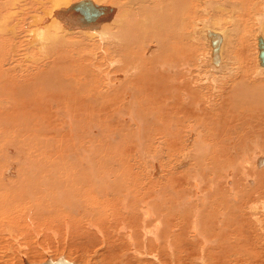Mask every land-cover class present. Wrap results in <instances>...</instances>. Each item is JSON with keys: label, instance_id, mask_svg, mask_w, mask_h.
<instances>
[{"label": "bare ground", "instance_id": "bare-ground-1", "mask_svg": "<svg viewBox=\"0 0 264 264\" xmlns=\"http://www.w3.org/2000/svg\"><path fill=\"white\" fill-rule=\"evenodd\" d=\"M68 1L0 0V216L4 217L10 211L15 213L17 208H25L27 215L29 208L33 207L36 214L51 212L62 220L66 218L71 226H68L71 228L68 230L69 240H86L97 252L107 256L110 264H130L132 260H129L133 257L138 261L142 259L140 251L138 254L128 245V242L135 245L141 233L144 236L152 234L151 239H146V245L148 252L157 254L153 259L158 264H254L249 260L247 250L253 246L264 247V227L259 226L261 221L252 213L247 220L251 222L250 219H255L258 225L245 232L246 225L242 223L244 217L241 215L244 209L241 208L243 204L249 207L250 201H253L251 197L264 198V168L258 167L260 169L256 173L253 171L257 166L264 167V154L261 152L264 151V94L261 96V91L264 93V78L257 79L260 75L264 76V66L260 65L258 58L259 40L264 44V13H256L255 18L263 26L253 36L257 68L252 75L257 82L234 81L233 77L231 83L222 81V86H218V79L212 72H220L222 80H225V74L227 78L233 74L229 68L223 69L225 65L222 64L227 33L206 26L207 23H199L205 25L197 33L208 50L204 54H197L194 31L190 26V20L195 16L191 14V7L197 0H151L147 3L123 0L121 5L129 4L131 7L132 4L141 3L134 8L135 12L131 11L130 6L123 8L121 5L101 3L114 0H80L71 4ZM82 1L90 2L94 9L101 11L102 20L89 28L70 27L66 20L80 22L73 8ZM238 1L240 6L253 2ZM260 1L264 3V0ZM201 4L207 7L210 1H202ZM243 12L246 11L243 9ZM70 23L73 24L72 21ZM71 33L79 38L88 36V40H70L69 36H73ZM211 35L220 39L216 54L212 50ZM85 40L89 42L88 45L90 42L95 44L91 45L93 49L100 48L102 51L103 56L95 55L93 64V68L101 73L98 77L90 72V68L88 71L83 67L81 54L86 48L82 47L86 44ZM93 49L91 52L95 51ZM91 52L89 56L93 55ZM205 56V60L201 59ZM198 59L201 60L197 65ZM203 63H207L211 73L207 72L206 67V71L202 69ZM87 64L92 65L90 60ZM195 68L212 83L217 82V88L210 92L208 87L197 84ZM243 92L247 93L244 98H250L242 99ZM97 93L101 96H96ZM213 98H218L219 103L212 105V108ZM206 105L211 107L206 109ZM62 112H99L107 117H118L126 121V127L135 126V132L129 138H133L140 147L144 145V138H149L146 135L154 130L164 137L168 135V139L178 137L170 144L164 142L166 149L186 150L189 154L190 148H197L198 155L192 154L191 157L189 154L190 165L187 154L171 164V158L167 156L165 167H170L167 169L174 172L177 169L182 171L174 174L167 170L171 174L167 178L161 177L162 168L156 160L147 167L148 177L147 173L146 176L133 173L135 168H120L116 164L117 168L113 166L115 162L109 165L116 155L119 157L120 151L113 155L109 163L100 160L105 163L101 162L97 169V163L89 164L95 159L92 156L95 150L88 154L92 153L91 161L85 157L89 162L82 163V166L74 161V164L69 163L70 160L65 163L66 151L51 159V143L54 141L50 136L51 113ZM133 117L139 122L134 121ZM74 124L72 126L75 128H72L76 129ZM144 125L148 129L151 127L149 134H145L148 130L143 128ZM124 132L127 133L126 130ZM78 139L74 138L76 143ZM61 143L64 142L61 140L58 143L62 147ZM63 146L65 148V144ZM245 147L260 152L246 161L247 153L240 155ZM73 149L75 154V147ZM111 150L114 152L113 148ZM57 151L52 152L53 155ZM100 151L99 155H102L106 149ZM81 152L80 155H83L84 151ZM185 172L188 176L180 177ZM241 172L247 184H252L254 178L258 182L252 188L245 186L246 194L239 193V201L235 195H231L230 210L223 211L225 199L229 198L225 195V188L232 184L234 191H240L238 176ZM250 173H253V178L248 177ZM191 186L196 189L199 201L196 203L199 206L195 203L188 205V209L197 211L193 218L182 209L189 199L180 194L183 188L189 190ZM104 188L109 190L112 198H107ZM95 195L101 197L96 204ZM181 198L185 200L182 203L179 201ZM253 205H250L252 211L256 209ZM75 213L79 215L75 216ZM19 217L15 220H19ZM3 225L9 230L10 226L1 223ZM87 225H91L94 231H86ZM201 242L206 247L200 255L197 248ZM243 244L246 245L244 250ZM133 252L136 255L133 256Z\"/></svg>", "mask_w": 264, "mask_h": 264}, {"label": "rangeland", "instance_id": "rangeland-1", "mask_svg": "<svg viewBox=\"0 0 264 264\" xmlns=\"http://www.w3.org/2000/svg\"><path fill=\"white\" fill-rule=\"evenodd\" d=\"M77 1H80V0H69L68 2H70V4H71V2H77ZM143 1H145V3H147L148 1H151V0H141V3ZM202 1H205V0H201V1L197 0V2L193 3L192 7H191V12H192L191 14L193 16L194 15L195 16H194V18L193 17L191 18L190 22L192 23L193 26L191 25V23H190V26H191V29L194 31L193 41L197 45V52H198L197 54H204V52L206 50H208V48H206L207 46H205L206 43L204 44L205 41H203V40L201 41L200 34L197 33V31L199 30L200 27L201 28L205 27V25L201 26V24H199V23H201V22H203L204 24L207 23L206 26L214 27V28H216V30H220V31L224 30L227 33L226 34L227 35V40L225 42V48H224L226 52L225 51L223 52L224 55H223L222 64L225 65V67L223 69H225L227 67V68H229L228 70L230 72H232L233 74L230 77H228V78H227V75L225 74V77L227 79L225 78V80H222L220 78L222 76V74L220 75V72H218L217 74L213 73L211 68L207 65V63H203L202 64V69L203 70L206 69L207 72L209 71L208 73L212 72V74H214L213 76L216 79H218L217 82H219V83L216 82L218 86L222 84L221 83L222 81L231 83L233 81L232 80L233 77H234V81L235 80H242L243 82L244 81L257 82V79H262V77L264 78L263 75H260L256 79L252 75L255 72V69L257 68L256 61H255V53H256L255 42H254L255 41V37H253V36L256 33V30L259 27L263 26L262 24L259 25V21L255 17H257L256 16L257 14L264 13V7H263L264 3H262V1H260V0H257V1L253 0V2H251L248 6H247V4L246 5L245 4H243V5L241 4V6H242L241 7L238 0H228L229 2H226V3H224V1H222V0H209L210 1V5L207 6V7H204L201 4ZM104 2H105V4L116 5L117 6V5H121L123 0H114L112 2L103 1V2H101L102 5H103ZM137 3L136 4H132L133 8L131 7V5L128 4V6H130L129 8L131 9L132 12H133V10L135 12L136 7L139 4H141V3H139L137 5ZM55 5L58 6V5H60V3L59 4H55ZM200 5H202V6H200ZM121 6L123 8L128 7L127 4H123ZM236 6H237V8H236ZM48 7L49 6L47 5V7H46L47 10L49 9ZM243 9H244V11H246L245 13L244 12L242 13ZM245 14H247V15H245ZM242 15H243V17H242ZM213 19L215 20V22L213 21ZM263 19H264V17H263ZM206 21H208V22L212 21V22L208 23ZM194 24L195 25L197 24V25L195 26ZM194 26H195V28H194ZM78 32H86V31H78ZM67 33H68V31H67ZM71 34L73 36H69L71 38L68 37L70 40L71 39H73V40L81 39V38L88 40V38H87L88 36L84 35L83 37L81 36L79 38V37H75L74 33H71ZM241 36L244 39L240 38ZM237 38L239 39V41H238ZM242 40H244V41H242ZM82 41H84V40H82ZM240 41H242V43ZM151 42H153V41H151ZM85 43L86 44H83V46H82L83 48L86 47L84 49L85 50L84 53H82L83 56L81 54V57L84 60L83 61L84 62L83 67L86 68L87 70L90 68L89 69L90 72L94 73V74L96 73L95 75H97V77H98V76H100L101 73H99L95 68H93L94 67L93 64H95V61H94L95 60V55L103 56L102 51H101L100 48H99V50H96V48L93 49V47L91 46L93 44H91V42L89 44L90 46L88 45L89 42H87L86 40H85ZM87 45L89 47H92V49L95 50V51L91 52L92 49L90 50V48H88ZM99 45L101 46L102 44H99ZM87 50H88V52H86ZM151 50H154V48L151 49ZM89 51L94 56L93 55L89 56L88 55ZM201 59L205 60L206 56L201 58ZM201 59L196 60V64L197 65L200 63ZM89 60H90V63H92V65L91 64L90 65L87 64V61H89ZM103 61H105V60L102 59V64L105 65L106 62L103 63ZM244 62H245L246 65L244 64ZM247 64H248L249 68L247 67ZM250 64H251V66H250ZM205 65H207L208 67L205 66ZM239 65H241V67ZM204 67H206V68L204 69ZM234 67H235V69H234ZM196 68L194 69V77H195V81H197V84H200V85H202L204 87L205 86L208 87V91H210V92H211L212 89L215 90L214 88H217L216 87L217 86L216 83L215 84L212 83L210 81V79H207L205 77V75L201 74L199 71H195V70H197ZM230 69H232V70H230ZM233 69H234V71H233ZM238 69L240 70V73H239ZM110 70L111 69L109 68L108 72H110ZM242 72H244V73H242ZM200 74H201V77H200ZM95 75H94V80H96L95 79ZM235 76H236V79H235ZM230 78H231V80H230ZM99 89L101 90V88H99ZM216 90H218V89H216ZM261 92H262V94L261 93L260 94L262 96L264 93H263V91H261ZM98 93H97L96 96H101ZM244 94L247 95L246 92L241 93V96H242L241 98L242 99L245 96ZM213 95H214V91H213ZM245 98L249 99L250 96H249V98L248 97H245ZM218 100H219L218 98L211 99V103H212L211 106L212 105L213 106L217 105V103H219ZM214 102H215V104H214ZM211 106H207L206 105L205 107H206V109H209ZM213 106H212V108H213ZM222 115H224V113ZM133 119H134V121H136V118L133 117ZM151 121H152V119H151ZM107 122H108V125H107ZM136 122H139V121H136ZM50 123H51L52 131H54V132L51 131V134H50L51 141L52 140L55 141V142L52 141V143H51V146H52L51 155L53 156V157L51 156V159H54L56 155H59V153H62L63 151L65 153V151H66V155H64V157L66 156V159L63 158L65 160V163H66L67 160L71 161V159H72V161L71 162L69 161V163H73V161H74V163L77 162V164L79 163V165L82 166V163L85 164V163L89 162V160L91 159L90 155L92 153H94V154H92V156L95 159H94V161L90 160L91 162H89V164H91V165L93 164L94 165V164L97 163V165L95 167V169H97V167L101 166V164H102L101 162L105 163L104 161L100 162V160H105L106 162H108L109 160L114 158L113 155H115L117 151H120V152H118V153H120L119 157L116 155L115 158L113 160H111L112 163L109 161L110 162L109 165H111V164H113V162H115L113 164V166H115L117 164L118 166H120V168H126V167L133 168V169L135 168L133 170L134 171L133 173H137L139 175L142 174L144 176H146L148 174L146 176V177H148V176H150V174L148 173L147 167L148 166H152V163L156 160V163L158 161V164L162 168L161 172L164 173V174L161 173V177L167 178V177H171V174L169 173L170 171L174 172V170L173 171L172 170H168V169H170V167H168V166L165 167V163L167 162L166 161L167 156H169V158H171L170 162H169V164H171V162L173 163L174 160L175 161L179 160L181 155L187 154L186 150L185 151L181 150V152H179V150L171 148V147L166 149V145H164V142L167 141L170 144L173 140H178V137L177 138L169 137V139H168V137H167L168 135L164 137L162 135V133H159L158 131L152 130L151 127L149 128L150 129L149 130L145 125L143 126V128L148 130L145 134H149V133L150 134L146 135V137L148 136L149 138H144L145 141L143 140L144 141L143 144L145 145V147H144V145H141L142 147H140L139 144L134 143L133 138L132 139L129 138V137L132 136L131 133L134 134L135 126L129 125V127H126V121L121 120L118 117H114V118L107 117L106 115H104L102 113H99V112H95V114H90L89 112H85V113H82V114L73 113V112H65V113L62 112V113H58V114L51 113ZM73 123H75L74 125H76V129H73V128H75V127L72 126ZM78 125H79V128H78ZM62 128H63V130H62ZM66 128H67V130H66ZM77 128H78V130H81V128H82V130H81L82 132L78 131ZM122 129L124 131L125 130L127 131L128 138H127V133L124 132ZM118 130H122V131L119 132ZM151 130L153 132H149ZM61 132H62V134H61ZM75 132H76L77 135L75 134ZM121 132H123V133H121ZM155 132H157V133H155ZM81 133H82V135H81ZM90 133H91V135H89ZM85 134L87 136H85ZM55 135H56V137H55ZM62 135H64V137ZM79 135H81L82 137L79 136ZM77 136H79V137H77ZM57 138H59V139H57ZM74 138L76 140H77V138H79L77 143L80 144V145H78L76 143V140H74ZM82 138H84V139H82ZM67 139H69V140L71 139V140L67 141ZM81 139H82V142H81ZM95 139H96V141H95ZM61 140H62V142H64L63 144L61 143L62 147L58 144L59 142H61ZM124 140H125V142H124ZM126 140H127V142H126ZM128 140H129V142H128ZM183 140H184L183 146H185L186 145V141L184 139V136H183ZM57 141H59V142L57 143ZM88 141H89V143H88ZM121 141L124 144H122ZM132 141H133V143H132ZM73 142L75 144H77V148H76V145ZM92 143H94V144H92ZM129 143H131V144H129ZM64 144H65V148H63ZM73 144H74V147L76 149L75 150L76 151L75 154H74ZM85 145H86V147H85ZM99 145H100V147H99ZM102 145H104L102 147L103 149L101 148ZM79 146H81L82 148L79 147ZM104 148L106 149V151L105 152L102 151V153H101L102 155H99V153L101 152L100 150H104ZM108 148H109V150H108ZM111 148H113L115 153L111 150ZM119 148L121 150L123 149L122 150L123 152H121V150ZM248 148L249 147H247V148L245 147L240 152L241 153L240 155H242V153H245V152L247 154L249 153L248 155L245 154L246 159H247L246 161L251 160L250 156H253L254 154H257L258 152H260V151H258V152L257 151H253V150H250ZM143 149L145 150L146 153H144ZM55 150H58V151H57L56 154L53 155ZM68 150H71V151H68ZM78 150H79L80 153L78 152ZM93 150H95V152ZM168 150H169V152H168ZM249 150H250V152H248ZM81 151H84L83 155L85 154V156L80 155L82 153ZM201 151H203V150H201ZM68 152H70V154ZM89 152H92V153H90V155H88ZM106 152L108 153V155H107ZM197 152H198L197 148H192V149L190 148L189 154L192 157V154L195 155V156L198 155ZM254 152H256V153H254ZM261 152H262V154H264V151H261ZM77 153H79V154H77ZM103 154H104V156H103ZM189 154H187V155L189 156ZM72 155L73 156L76 155L75 159H78V157H79V158H81V160L80 159H78V161H76L75 159L73 160V156ZM98 155H99V157H98ZM120 155H121V157H120ZM151 156L153 157V159H152ZM190 156H189V160L187 161L188 164L192 163V161L190 160V158H191ZM200 156H202V155H200ZM262 156L264 158V155H262ZM67 157H68V159H67ZM85 157L86 158L89 157L88 158L89 160L86 159ZM146 157H148V158H146ZM155 158H157L158 160L155 159ZM159 158H160V161H159ZM161 158L163 159L162 161H161ZM116 159H117L118 162L116 161ZM80 162H81V164H80ZM69 163H67V164H69ZM162 163H163V165H162ZM250 164H252V163H250ZM69 165L72 166V164H69ZM117 165H116V167L119 168ZM166 165H167V163H166ZM78 166H77V168L80 167V166L79 167ZM142 166L144 167V169H142L143 168ZM163 166L165 168H163ZM169 166H171V165H169ZM258 167L264 168L263 166L262 167L261 166H257L255 168H253L254 170L253 169L252 170L256 173V171H258L260 169ZM75 169H76V167H75ZM145 169H147V170H145ZM144 170H145V172L142 173ZM164 170H166V171H164ZM180 171L181 170L177 169L174 172V174L176 172L179 174ZM222 171L224 172V170H222ZM145 173H147V174H145ZM224 173H226V172H224ZM245 174H248V173H245ZM186 175H187V173L185 172V174L181 175L180 177H185L186 178L188 176V175L187 176ZM243 175H244V173L241 172V175L238 176V178L240 179L239 180V182H240L239 183V188H240L239 190L240 191H238V192L234 191V189L232 187V184H230L231 186H228V185L226 186L225 195H226V197H229V198L225 199V203L226 204H225V207L222 209L223 211H225V210L229 211L230 210V205L229 204L232 201V200H230V196L231 195H235L237 200L239 201V193L240 194L245 193V186H247V188H252V187H254L255 183L257 184L258 180L255 179V178L252 180V184H249V183L247 184L246 179L244 178ZM155 176H157V174H155ZM224 176H226V175H224ZM224 176H222V179H223L224 182H226V179L224 178ZM248 177L249 178H253V173H250ZM198 182H199V180L197 179L196 180V184H198ZM191 187L192 188L189 187L190 188L189 190L188 189L184 190L185 188H183V190H182V192H180V194L184 195L187 199H189V202H187V203L183 202L185 204H184L182 209H184L186 211L185 214L189 213V217L193 218L195 212H196L195 214L197 215V211H195L194 209H188V205L189 204H194V203L196 204L197 202L199 203L198 199L196 198V196H198V193H197V191L195 189V188L198 187V185H196L195 188H194V186H191ZM104 189H106V188H104ZM105 191H106L105 193L107 195V198L108 197L112 198L108 194L109 190L106 189ZM100 198L101 197H97L95 195V204H96L97 201H101ZM251 199L253 201H250V205L254 204L253 206H256L255 207L256 209H254L255 211L253 210L254 212L250 208V205H249V207L247 206L248 204H246V205L243 204L242 208H241L242 210L244 209L243 212L241 213V215L244 217L243 220L245 221V222H243V220H242V223L244 224V226L246 225L245 226L246 227L245 228V232L249 228L256 227V225H258L255 222V219L254 220L250 219L251 222H249L247 220V216H250L249 214H252V213L255 214L256 216H258L257 217L258 220L261 221V225H259V226L264 227V198H261V197H254L253 198V197H251ZM179 201L181 202V201H185V200H182V198H181ZM196 206H199V204H196ZM80 209L81 208L79 207V210ZM20 210H19V208H17V210L15 212L16 214L14 213V211L13 212L10 211V214L7 213L8 216L7 215L4 216L5 218L3 216H0V221H2V222H0V264H25V262L30 263V264H33V263L34 264H38V263L46 261L47 259L55 260V259L59 258L60 256L63 257L64 259H66L67 261L73 263V264H103V263L104 264H110L108 262V260H107V256H105L100 251L97 252L95 250V248H93V245L88 244L89 242H87L86 240H81V241L80 240H78V241L75 240L74 241V239L73 240H69V237H68L69 231L68 230H69V228L71 226L68 225L69 223H67V219L66 218L64 219L66 222H64V220H62L63 218L61 219V218L58 217V215L52 214L51 212H45V213L44 212H40V214H38V213L36 214V213H34L35 212V208L33 210V207L29 208L30 213H28V214L26 213L27 215H25V213H24V212H26L25 208L24 209L21 208ZM19 211L21 212L22 215L19 213ZM22 211H23V213H22ZM17 213H18V215H17ZM80 213H81V211H80ZM15 215H17L15 218H18V216H20L19 220L18 219L15 220V218H14ZM78 215L79 214L75 213V216H78ZM153 217H155V215H153ZM20 218H22V220ZM93 218L94 217H92V219ZM186 219H187V216H186ZM196 219H197V217H196ZM235 222H236V220H235ZM1 223L5 224L7 226H10L9 230L8 229L6 230L4 228V225L1 226ZM26 224H29V225H26ZM68 226H70V227H68ZM85 230L86 231H91V230L94 231V228L91 227V225H87ZM140 235H142V236L140 237V239L138 238L137 241H136V243L139 242V244L135 243V245H134V243L131 244L127 240V242L129 243L128 245L131 246L130 249L132 251L134 249H136L135 251L137 253L140 251V254L139 253L138 254L141 255V258H142V259H140L138 261L137 260L138 258L133 257V258H131L129 260V261L132 260L130 264H137V263H140V264H144V263H147V264H158V263H156L155 258L153 259V257H155L157 254L155 252L154 253L148 252V248H147V245H146V239L147 238L151 239L152 234H148L147 236H144V234L141 233ZM149 235H151V236H149ZM142 237L145 238V239H143ZM140 242H141V244H140ZM201 244H202V246H201ZM204 244L205 243L201 242L198 245L197 251H198V253L200 255L202 253L203 248L206 247ZM245 246L246 245L243 244V250H244ZM258 248L259 247H257V246H255V247L253 246L251 249H248L247 250V252H248L247 255H249V257H250L249 260L253 261L254 264H264V247L262 249L261 248L258 249ZM91 250H93V251L91 252ZM87 251H90V252H87ZM134 252L132 253L133 256L136 255ZM146 252H147V255H146ZM90 253H92V254H90ZM94 254H96V255H94ZM252 255H253L254 258L251 257ZM89 256H91V257H89ZM93 259H95V260H93ZM133 259H135V260H133ZM192 264H195V263L192 262Z\"/></svg>", "mask_w": 264, "mask_h": 264}, {"label": "water", "instance_id": "water-1", "mask_svg": "<svg viewBox=\"0 0 264 264\" xmlns=\"http://www.w3.org/2000/svg\"><path fill=\"white\" fill-rule=\"evenodd\" d=\"M73 10L75 11L76 17L78 18L80 22H75L69 19L66 20V24L68 23L70 27L89 28V27L94 26L95 24H97L98 22L102 20L101 18L102 16L100 17V15H102L103 13H101V11L97 9H94V6H92L90 2L82 1L78 3L77 5H75ZM71 21L73 22V24L70 23ZM211 36L213 37L211 38V41H212L211 43L213 46L212 50H213V53L216 54L218 47H219L220 39L218 36H215V35H211ZM258 58L260 60V65L264 66V44L261 40H259L258 42ZM25 264H30V263L25 262ZM38 264H73V263L67 261L63 257H59L55 260L47 259L46 261L38 263Z\"/></svg>", "mask_w": 264, "mask_h": 264}]
</instances>
